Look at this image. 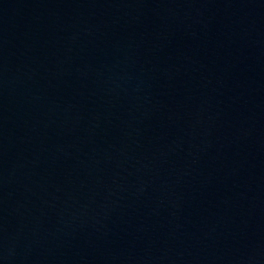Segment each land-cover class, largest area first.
I'll return each mask as SVG.
<instances>
[{
  "label": "water",
  "instance_id": "water-1",
  "mask_svg": "<svg viewBox=\"0 0 264 264\" xmlns=\"http://www.w3.org/2000/svg\"><path fill=\"white\" fill-rule=\"evenodd\" d=\"M0 264H264V0H0Z\"/></svg>",
  "mask_w": 264,
  "mask_h": 264
}]
</instances>
